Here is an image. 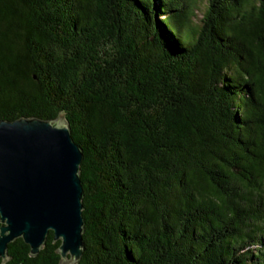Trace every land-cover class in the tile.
I'll use <instances>...</instances> for the list:
<instances>
[{
	"label": "trees",
	"instance_id": "trees-1",
	"mask_svg": "<svg viewBox=\"0 0 264 264\" xmlns=\"http://www.w3.org/2000/svg\"><path fill=\"white\" fill-rule=\"evenodd\" d=\"M22 117L82 150L77 264H264V0H0V121Z\"/></svg>",
	"mask_w": 264,
	"mask_h": 264
},
{
	"label": "water",
	"instance_id": "water-1",
	"mask_svg": "<svg viewBox=\"0 0 264 264\" xmlns=\"http://www.w3.org/2000/svg\"><path fill=\"white\" fill-rule=\"evenodd\" d=\"M81 148L62 118L0 121V264L21 239L36 257L51 232L60 264L84 252Z\"/></svg>",
	"mask_w": 264,
	"mask_h": 264
},
{
	"label": "rangeland",
	"instance_id": "rangeland-1",
	"mask_svg": "<svg viewBox=\"0 0 264 264\" xmlns=\"http://www.w3.org/2000/svg\"><path fill=\"white\" fill-rule=\"evenodd\" d=\"M195 14H196V19L197 20L200 19L202 16L201 9L197 10Z\"/></svg>",
	"mask_w": 264,
	"mask_h": 264
}]
</instances>
